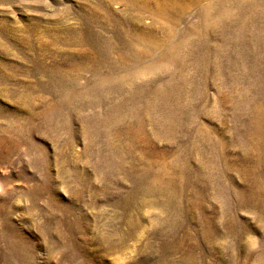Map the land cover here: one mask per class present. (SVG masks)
Wrapping results in <instances>:
<instances>
[{"label":"rangeland","instance_id":"1","mask_svg":"<svg viewBox=\"0 0 264 264\" xmlns=\"http://www.w3.org/2000/svg\"><path fill=\"white\" fill-rule=\"evenodd\" d=\"M210 2V15L196 6L175 22L170 57L184 65L145 73L143 94L107 116L102 106L122 102L115 78L139 70L135 52H108L106 67L62 63L60 91L51 63L68 47L63 27L96 7L119 16L123 5L0 0V264H186L190 252L195 264H264V0ZM119 57L124 69L112 66ZM28 88L32 108L20 113L16 97ZM89 90L111 101L91 107ZM138 124L149 140L132 144L122 131L134 137ZM167 182L178 204L169 211L141 190Z\"/></svg>","mask_w":264,"mask_h":264},{"label":"bare ground","instance_id":"2","mask_svg":"<svg viewBox=\"0 0 264 264\" xmlns=\"http://www.w3.org/2000/svg\"><path fill=\"white\" fill-rule=\"evenodd\" d=\"M110 1L122 4L124 7V12L118 16V15H116L110 11V7H108V8L98 7L97 8L95 6L96 7L95 9L90 10L88 12V14L84 15V17L80 19L81 23H79L80 24L79 27H77V28L63 27L64 32L69 34L68 39L63 41V44H66L65 46L66 47L68 46V47L66 48V51L60 53L61 54L60 56H62L61 60L53 61L51 63L52 64L51 68L54 69L52 72H54V71L55 72L53 74H50V79H49L50 82H53V84H54L53 87H55L57 90L60 91V89L62 90L64 86H68V83H67L68 81L66 82L65 79H62L63 76L61 75V72L59 71V68H58L62 63L66 62L71 67H80L84 63H85V66L83 65L84 67H86V66L90 67L93 64L99 65L100 67H106V65L108 66V62L105 60V57L108 54V52L114 51V52L121 54V55H122V53H124V51L125 52L126 51L135 52V54L137 55L136 59L133 58V62L130 61V63L132 62V65L135 68H138L139 70L134 71L132 73H129L125 76H120L118 78H115V79H117V80H115V82H117V84L114 85L112 88L114 93H117L118 97H120L122 99V102L111 101L110 97L108 96L110 93L107 91H105V97L100 98V99H99V95L93 90H91V91L89 90L90 92L86 93V96H93L94 95V97H96V95H97V98H91L92 101H89V100L87 101V102H89L88 105H90L91 107H95V106L99 105L100 103H101L100 105H102L103 101L114 102L111 105H107L104 107L102 106V109L104 111H106L107 116L108 115L110 116L111 114H114V113H119L121 111H124V109L126 108L125 107L126 103L129 100H131L129 98L130 96L131 97L136 96V95L141 96L143 94L142 90H141V87H142L141 82H142V79H143V76L145 75V73L154 74L158 69H161V68L172 69L173 64L174 65L176 64V66L177 65L178 66L184 65L181 58H178L177 60H175L174 58L170 57V55H173V53L177 54V52H175V48H179V47H174V45L171 44L173 37H174L173 35L175 33V31H174L175 22L184 13H186V11L189 8L200 6L201 9L205 13H209L211 11L207 12L208 10H210V6L208 4H211V6H212V2H210L211 0H208L210 3L208 2L207 4H203L202 3L203 0H110ZM211 8L213 9V7H211ZM102 9H105V13L103 12L104 13L102 15L103 17L98 18L97 14ZM144 13H147L151 17V20L149 23H146L145 25H141L140 20H142L141 17H142V14H144ZM209 15H210V13H209ZM207 17H208V15H207ZM119 18H121V21L119 20L117 22V20ZM222 18L224 19L226 17L224 16ZM222 18H220V19H222ZM97 22L101 24L99 26L100 30H95V29L93 30L91 28V26ZM106 31L112 32V34H113L112 39H109L108 36L105 35ZM125 36H127V39L126 40L122 39V37H125ZM58 41L61 42V40H59V39H54L51 42L54 43L53 45H55V44H58ZM50 44L51 43L45 42V40L43 41L41 39H37V46L39 48L40 47L49 48ZM188 44H190V46H192V44L190 42ZM76 45H78V46H76ZM123 48H124V50H122ZM158 55H160L159 56L160 61H159V59H157ZM90 58H93V60H90ZM157 61L160 62L159 66H156V64H155V63H157ZM177 61H178V63H177ZM128 62L125 59H122L121 57H119V58H116L114 62H112V66H115L118 69H124L125 67H127L129 65ZM40 64H42L43 66L44 65L46 66V64H44V62H41L38 65H40ZM1 65L2 64L0 62V66ZM43 66H41V67H43ZM83 66H81V67L84 68ZM47 67H48V65H47ZM43 69H44V67H43ZM55 77H58V78H55ZM126 79L133 80L135 82L136 86H139L140 89H137L136 91H134L132 89H129V90L125 89V87H126L125 80ZM157 79H159V78H157ZM112 80H114V79H112ZM154 80H155V75L150 77L151 82H154ZM42 85H44V84H42ZM42 87H43V89H46V87H44V86H42ZM55 88H53L52 90H54ZM50 89H51V87H50ZM32 94H33V92L30 88H28L27 93L22 92V93L17 94L18 97H16V98L19 99V101H17V110L20 113L24 112V111H30L31 110L32 107H29L27 102L29 103V101H31L29 98L32 97ZM126 98H128V99H126ZM48 110L49 109L44 108L43 111L40 112L39 114L48 115V113H47ZM125 110H127V109H125ZM43 115L38 116V118L39 119L42 118V120L45 119L47 122L48 119H46ZM86 119H87V117H86ZM86 119H85V121H86ZM107 119H108V117H107ZM122 132L125 135H127L128 137H130V138L132 137L131 138L132 144H138V143L146 141V140H147L146 142H148V140H149L145 129L141 128L140 124H138V127H136V136H134V137L131 135L129 128L127 130L123 129ZM153 135H155V134L153 133ZM133 140H135V141H133ZM62 173H63V171H62ZM180 177L182 178V175H180ZM141 190L143 192H145L146 194L161 195V197H163V199L161 201L157 200L158 201L157 204L159 205V207L165 209L166 211L167 210L169 211V209L171 210L172 208L178 207V204L176 202H174L173 199L170 197V193H175V189L172 187L171 182H169V183L167 182L165 187H162V186L159 187L158 185L155 186V185L150 183L146 186H143L141 188ZM135 191L138 192V189L136 188ZM169 191H171V192H169ZM134 193L135 192L132 191V193L128 196V198L130 199L129 201H134V199H135ZM198 194H200V193H198ZM197 201H199V200H197ZM195 204H197V203H195ZM194 207H195V205H194ZM204 221L209 222L207 220H204ZM165 222L166 221H162L161 225L164 224ZM155 223H157V222H155ZM129 224H131L132 226L135 225L134 222L133 223L130 222ZM153 227H154V230H153L154 232L152 231V233H154L153 236L159 237V235L161 234V230L155 229V226H153ZM166 228H167V226H166ZM203 231H204V229H203ZM186 233H187V230H186ZM187 237L189 238L190 236H187ZM206 237H207V235H206ZM119 239L123 240L122 237H120ZM109 240H111V239H109V237H108V239H107L108 243H110ZM191 240H192V238H191ZM111 242L114 243V241H111ZM192 242H190V243H192ZM184 243H186V242L181 241L180 243H178L177 251L180 252L181 255H182V253H184V246H185ZM108 246L109 245L107 244L108 253H109V251H112V248L108 247ZM190 248H191V251H194L193 250L194 245H192ZM167 258H168L167 253H165L164 256H162V259L164 262H166ZM185 263L186 264H195V256H194V254H192V252H190V254H187V257L185 259ZM197 263H199V262H197Z\"/></svg>","mask_w":264,"mask_h":264}]
</instances>
